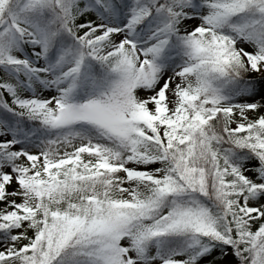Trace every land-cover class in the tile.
<instances>
[{"label":"snow or ice","instance_id":"snow-or-ice-1","mask_svg":"<svg viewBox=\"0 0 264 264\" xmlns=\"http://www.w3.org/2000/svg\"><path fill=\"white\" fill-rule=\"evenodd\" d=\"M0 264H264V0H0Z\"/></svg>","mask_w":264,"mask_h":264}]
</instances>
